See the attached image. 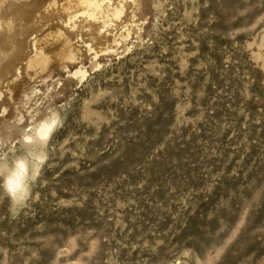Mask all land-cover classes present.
Segmentation results:
<instances>
[{
	"label": "clouds",
	"instance_id": "obj_1",
	"mask_svg": "<svg viewBox=\"0 0 264 264\" xmlns=\"http://www.w3.org/2000/svg\"><path fill=\"white\" fill-rule=\"evenodd\" d=\"M21 2L30 6L27 15H13ZM212 6L213 0H0V212L9 223L36 222L23 237L0 230V264H264L256 250L264 248V178L210 212V221L220 217L218 227L193 246L178 237L221 174L201 164L203 183L196 186L188 179L160 183L149 172L185 130L192 135L204 126L209 88L216 93L211 103L235 91L237 116L264 123V109L256 120L246 109L264 103L256 91L264 87V0ZM202 37L211 51L217 37L224 42L219 64L201 55ZM166 104L168 130L145 163L93 182L123 155L132 118L157 116ZM233 199L234 218L225 220ZM90 207L99 227L56 233L38 221L42 212Z\"/></svg>",
	"mask_w": 264,
	"mask_h": 264
},
{
	"label": "rangeland",
	"instance_id": "obj_2",
	"mask_svg": "<svg viewBox=\"0 0 264 264\" xmlns=\"http://www.w3.org/2000/svg\"><path fill=\"white\" fill-rule=\"evenodd\" d=\"M239 0H213L211 11L228 9L235 6ZM27 3H17L13 8V15H27ZM204 18H207L205 14ZM206 25L202 24L201 28ZM216 31H222V26H215ZM196 29H193L195 33ZM208 37H202L201 55H211L220 63L221 56L219 47L224 43L216 38L217 51H211L208 47ZM214 79H218L214 76ZM219 86L225 87V81L219 80ZM237 87V81L232 80L231 89ZM256 91L264 98V87L257 85ZM216 93L209 88V99L205 101L211 110V115L206 123L196 133L188 134V131L177 138L176 143L155 159L149 168L154 181L163 183L166 181H183L188 179L192 184L200 186L203 183V173L200 165L220 173L222 176L220 185L202 203L194 215L187 218V226L178 237L181 244L188 243L193 246L204 244L218 227L220 217L209 220L210 212L229 201V198L238 196L246 184L256 178H264V123H245L236 114L240 104V97L235 91L230 97H224L215 103L211 98ZM247 112L253 120L261 115L264 103H249L246 105ZM170 105H164L161 112L152 118L133 117L127 127L125 151L122 156L116 158L111 164L104 166L91 177L93 182H103L112 177L118 171L130 167L133 164H144L153 147L160 142L168 130L169 120L167 113ZM235 169L236 174L231 175ZM235 199L233 209L225 210L223 218H234ZM0 212V230L15 231L23 237L35 228L33 220H21L9 223L2 218ZM264 220V213L258 217V222ZM41 223L46 222L50 231L60 233L65 229H75L81 225L85 227H99V221L94 208L85 210H70L62 215H48L41 213L38 218ZM62 226V227H61ZM256 250L264 253V248L256 246Z\"/></svg>",
	"mask_w": 264,
	"mask_h": 264
}]
</instances>
